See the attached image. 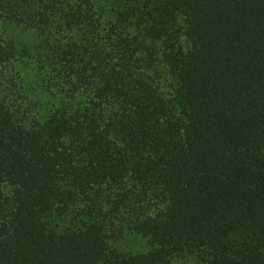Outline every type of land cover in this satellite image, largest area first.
<instances>
[{
	"label": "trees",
	"instance_id": "1",
	"mask_svg": "<svg viewBox=\"0 0 264 264\" xmlns=\"http://www.w3.org/2000/svg\"><path fill=\"white\" fill-rule=\"evenodd\" d=\"M0 264H264V0H0Z\"/></svg>",
	"mask_w": 264,
	"mask_h": 264
}]
</instances>
